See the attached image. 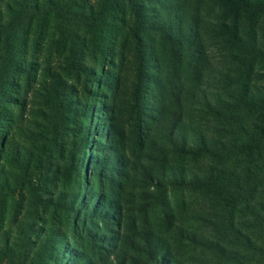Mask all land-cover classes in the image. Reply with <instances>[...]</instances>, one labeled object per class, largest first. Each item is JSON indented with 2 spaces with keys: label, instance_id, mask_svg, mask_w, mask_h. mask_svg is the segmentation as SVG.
<instances>
[{
  "label": "rangeland",
  "instance_id": "374dc122",
  "mask_svg": "<svg viewBox=\"0 0 264 264\" xmlns=\"http://www.w3.org/2000/svg\"><path fill=\"white\" fill-rule=\"evenodd\" d=\"M78 1L71 21L79 33L70 37L62 22L51 19L39 25L38 44L32 42V28L19 59L24 64L33 62L38 71L32 79L14 75L13 86L5 87L6 100L0 101L1 169H12L24 182L11 198L17 200L16 207L23 208H13L12 201L8 202L1 231L16 227L12 220L18 211L20 219H31L35 234L31 247L40 250L47 241L42 264H109L113 257L125 264H151L144 252L132 250L136 235L153 231L165 238L170 226H179L177 235L182 227L200 230L201 223L191 217L203 208L215 211L208 210L188 187L163 186L168 181L163 153L167 147L161 144L163 148L157 151L147 142L154 136L164 143V132H159L155 120L159 115L153 116L156 108L163 109V102L170 109L176 103L166 79H174L177 91L182 86L201 87L197 74L205 78L217 68L220 49L217 41L206 40L205 58L197 56L190 63L185 48L182 59H176L163 34L148 31L156 35L155 42L130 38L120 23L129 16L125 0ZM160 1H145L146 8L137 7L135 15L143 11L151 21H158L166 12L176 11L169 0ZM107 3L109 9L103 13ZM187 6L195 16L215 25L224 10L209 0H184L183 7ZM70 58L73 66L65 68ZM86 63L89 71L84 73ZM142 63L146 70L141 69ZM95 70L104 73L99 83L91 77ZM53 73L59 77H51ZM152 75L154 81L157 76L163 82L166 92L149 82ZM24 97L23 105L20 99ZM86 106L94 109L84 116ZM185 110L193 113L186 103ZM190 121L204 123L200 115ZM12 154H19L21 165L8 164L7 156ZM157 180L160 185H155ZM71 198L77 201L74 211L68 209ZM41 227L46 235H41ZM171 246L182 264H201L207 259V251L185 240Z\"/></svg>",
  "mask_w": 264,
  "mask_h": 264
},
{
  "label": "trees",
  "instance_id": "16d2710c",
  "mask_svg": "<svg viewBox=\"0 0 264 264\" xmlns=\"http://www.w3.org/2000/svg\"><path fill=\"white\" fill-rule=\"evenodd\" d=\"M125 1L129 16L120 23L134 41L140 38L141 42H155L156 35L148 32L152 30L163 34L172 44L176 59H182L181 52L185 48L192 60L190 63L197 56L205 58L206 40L217 41L221 54L215 70L205 78L197 74L202 83L199 88L182 86L177 91L174 79H166L172 90L170 97L176 103L170 109L163 102V109L156 108L153 116L159 115L155 120L159 132H164V143L154 136L147 142L149 148L156 146L157 151L163 148L161 144L167 147L163 153L168 162L165 171L168 181L163 186L188 187L208 210L215 211L210 213L203 208L200 214L191 217L201 223L200 230L182 227L177 235L175 229L179 226H170L165 238L155 236L153 231L140 233L132 250L144 252L151 264H182L171 245L176 240H185L207 251V259L201 264L209 260L212 264H264V0H209L224 8L216 25L195 16L190 7H183L184 0H169L175 4L176 11L166 12L167 16L158 21L155 18L151 21L153 18L143 15V11L137 10L135 15V9L146 8L145 1L160 3V0ZM78 2L0 0V101L6 100L5 89L13 86L14 75L32 79L33 73L38 71L33 62L24 64L19 59L22 46L25 42L28 45L32 28V42L38 44L39 25L44 26L51 19L62 22L68 36L79 33L71 21ZM108 5L110 3L103 7V13L109 9ZM96 14L86 15L85 19H94ZM77 26L79 31H84V27ZM74 51L77 50L71 53ZM64 66L72 68L71 58L65 60ZM141 69H147L145 63L141 64ZM87 71L86 63L82 72ZM93 74L88 76L99 83L104 73L97 74L95 70ZM51 77L59 75L53 73ZM148 79L166 92L157 76H154L155 81L153 75ZM26 100V97L20 99L23 105ZM185 103L193 112L190 115L186 113ZM93 109L86 106L82 112L87 116ZM142 112H146L144 108ZM196 115H200L204 123L191 122L190 118L195 120ZM18 156L8 155V164L21 165ZM2 167L0 165V264H42L47 241L40 250L31 247L35 244L30 240L35 235L31 219H20L18 211L12 220L16 227L1 231L6 224L8 202L12 201L13 208H19L17 200L11 198L16 188L24 185L12 169ZM159 181L155 185H160ZM76 202L70 199L69 211L75 210ZM43 229L41 227V235L45 234ZM64 244L62 241L61 245ZM109 264L125 263L113 257Z\"/></svg>",
  "mask_w": 264,
  "mask_h": 264
}]
</instances>
